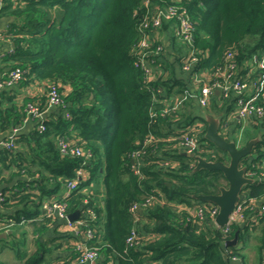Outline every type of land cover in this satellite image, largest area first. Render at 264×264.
<instances>
[{
	"label": "trees",
	"instance_id": "1",
	"mask_svg": "<svg viewBox=\"0 0 264 264\" xmlns=\"http://www.w3.org/2000/svg\"><path fill=\"white\" fill-rule=\"evenodd\" d=\"M171 5L189 17L191 44L175 36L178 23L163 22L160 32L168 31L176 47L174 55L165 53V74L148 82L134 55L142 39L139 28ZM0 19L10 21L8 35L13 43L0 65L4 86L0 90V134L19 131L14 148L0 149V194L4 197L0 223L12 220L20 226L24 220L31 223L35 234H43L52 219L34 221L42 216V203L61 200L67 181L84 169L88 179L79 180L65 202L70 215L82 211L84 200L95 213L96 219L87 221L81 231H94L93 238L84 243L97 251L99 264H233L224 244L235 235L238 242L235 247L228 246L230 255L247 264L242 251L254 237L258 264H264V216L252 229L234 225L227 234L212 226L208 216L203 221L190 216L196 204L212 205L194 196L219 194L227 183L221 171H195V160L177 149L185 130L203 114L197 115L190 105L188 111L175 115L180 119L162 116L165 105L156 101L164 99L162 93L175 91L176 98L186 95L189 87L184 80H190L191 74L181 71L184 79H179L168 65H180V57L190 51L199 60L194 72L212 74L232 53L238 76L244 80L263 78L264 67L255 65L264 62V0H1ZM167 56L173 57L174 64L168 63ZM8 68L23 72L21 86L38 82L48 88L60 87L65 108L44 118L41 124L45 130L36 125L28 133L20 132L34 101L28 96L19 99L13 88L5 85ZM256 103L264 105V86ZM235 106L233 97L222 100L215 96L204 114L220 118L222 131ZM39 107L43 110L45 106ZM235 126L234 135L239 129ZM8 134L5 142L10 140ZM149 136L152 141L146 146L139 176L129 155L143 149ZM59 139L75 141L89 151L86 164L83 158L62 155ZM202 141L206 143L202 157L228 161L204 136ZM263 156L264 134L241 165H248L251 157L259 161ZM165 162L173 166L161 167ZM8 171L10 177H20L11 188L5 187ZM92 184L102 187V201L96 200L98 190L85 192ZM245 190L256 198L264 197V187L258 182ZM151 197L154 203L144 207ZM134 205L141 211L133 213ZM134 231L136 245L131 246L128 240ZM68 235L69 240H77ZM36 247L32 254L16 248V258L23 264H46L51 247L38 240ZM74 253L75 260L80 252L74 247Z\"/></svg>",
	"mask_w": 264,
	"mask_h": 264
},
{
	"label": "built area",
	"instance_id": "2",
	"mask_svg": "<svg viewBox=\"0 0 264 264\" xmlns=\"http://www.w3.org/2000/svg\"><path fill=\"white\" fill-rule=\"evenodd\" d=\"M149 1L145 2L148 6ZM178 23V27L175 29V36L181 42L186 45L191 44L192 39V28L190 26L189 17L186 15L180 7L175 5L168 6L166 9L159 10L156 15H154L149 20L144 21L140 25V32L142 33V39L140 40L138 46L134 50V55L137 57L136 65L141 68L148 82L153 81L156 77L165 74L163 65H165L166 60V48L163 43H159L158 35L160 29L162 28V23ZM233 54L227 55L225 65L218 68L212 74L203 72H194V67L199 61L194 55L193 51L188 52L186 55L180 57V70L184 73L191 74V79L188 82L189 90L186 91V95L179 98H174L172 100H157V102L165 105V115L162 116H175L180 115L183 109L189 103L198 105L201 111L208 109L215 96L219 99L227 100L229 98L235 99V110L228 117L225 127L229 126L228 123L235 122L239 130L234 135V141L237 147H241L239 144L240 135L239 132L244 126H251L254 128H259L264 131V105L257 104L259 92L264 86V77L259 80H244L242 77L238 76V71L235 63H232ZM257 58H255V62ZM258 62V61H257ZM255 67L263 68L264 62L262 61L259 65ZM23 79V72L19 69H14L9 73V80L6 82L7 87H13L18 84ZM4 86H2L3 88ZM60 87L50 86L47 92V103L48 107L55 108H65V103L62 98V94L59 91ZM27 121H34L37 123V128L40 131L45 130V127L41 124L44 120L45 111L41 110L38 103H31L27 109ZM204 115V114H203ZM202 115V116H203ZM176 117V116H175ZM180 119V117H176ZM175 119V120H176ZM205 125L201 120H197L193 125L185 130V134L181 136L180 142L178 143L177 149L182 153L195 154L201 156L200 153H204L203 146L206 143L202 141V137H205ZM18 130L13 131L9 134V141L4 140L0 142V149L7 148L12 149L15 147L14 138L18 134ZM264 134V132H263ZM152 141V136H149L143 149L135 151L129 155V159L133 163V171L136 175L141 174V167L144 162V158L147 154L146 146ZM58 147L62 155L70 156L74 158H83V164H86L88 158L91 157L89 151L83 149L80 146L75 145V141H65L64 139H59ZM212 151H207L209 153ZM202 157V156H201ZM216 155L212 153V158ZM204 158V157H202ZM209 161L207 158H204ZM161 167H171L173 164L170 162H165L160 165ZM246 172L245 177L258 182L262 187H264V156L259 160L255 161L251 157L249 164L245 166ZM84 169H79L77 171V177L67 181L65 185L64 195L61 200H47L42 203L41 206V218L49 219H60L65 222V228L67 233L72 234L76 237L74 241V246L80 252V256L74 260V264H92L98 261V254L96 250H89L87 245L84 243L86 240L92 239L94 236V231L92 229H87L81 231V227L86 225L87 221L95 220L96 215L92 209L87 208L88 201H83V209L81 211V216L76 221L71 222L69 220V213L67 203L65 199L75 191L81 179H84L85 175ZM4 200L2 194H0V203ZM155 199L153 197L147 199L144 207L150 206L154 203ZM184 209V206H182ZM139 205H134L131 208L133 213L141 211ZM219 213V209L215 205H203L196 204L195 208L189 212L190 216L199 221H203L208 216L209 223L212 226L220 228L216 224V217ZM264 216V197L259 199L250 195V191H243L241 193L240 201L236 208L230 215L229 222L226 226L220 228L224 233H229L234 225L248 226L252 229L254 226L258 225L260 219ZM36 219L34 221H37ZM139 221L138 218L136 222ZM23 220L19 225L24 224ZM15 222L12 220L6 223H0V234L7 233L15 227ZM78 238L80 240H78ZM136 231L133 232L132 236L129 238V245L133 246L135 244ZM224 249L227 254H229V259L231 262L241 264V260L237 257L230 255L228 246L224 244Z\"/></svg>",
	"mask_w": 264,
	"mask_h": 264
},
{
	"label": "crops",
	"instance_id": "3",
	"mask_svg": "<svg viewBox=\"0 0 264 264\" xmlns=\"http://www.w3.org/2000/svg\"><path fill=\"white\" fill-rule=\"evenodd\" d=\"M0 6H1V0H0ZM54 15H56L55 13H53ZM10 21L9 20H2L0 19V65H3L2 59L4 57V55L6 53H8L9 51H11V49L13 48V43L11 42L9 35H8V23ZM158 39L163 42L165 48H166V52L169 53H173L174 55V51L173 48L176 47L175 43H174V39L172 38L171 34L167 31V32H160L158 35ZM168 60H170L168 63L170 64H174L172 63L174 61L173 57L169 58L167 56ZM168 68L171 70L175 71V76H177V78L179 79H184L182 78L181 75V70H180V65H168ZM7 72L9 71L8 69L6 70ZM185 76V75H184ZM184 82L187 84V82H190L189 79L184 80ZM14 92L17 93V97L19 99H23L25 97H30L32 99V101H34L35 103H38L39 105H43L44 107V111H45V118H49L52 114L59 112L58 108L55 107H48V103H47V88L48 85L46 83H32L29 86H21L19 83L16 84L13 87ZM2 85L0 82V90H2ZM175 91H172L171 94H165L162 93L163 98L161 100H172L175 97L174 95ZM46 98V99H44ZM190 105L193 106L195 113L198 115L200 114L201 109L198 108V105H195L193 103H189L187 104V106L183 109L182 113L185 111L189 110ZM211 108V107H210ZM206 112V111H204ZM202 114V113H201ZM215 117V116H214ZM235 122L232 123V126L230 127V129L234 130L236 128L235 126ZM37 125L36 122L34 121H26L25 125L23 126L22 130L20 132H24V133H28L30 132L33 128H35V126ZM8 134V133H7ZM7 134H0V142L4 140V138L7 136ZM10 134V133H9ZM8 134V135H9ZM10 171L6 172V177L8 179V182L5 184V187L7 188H11L13 187L16 182L18 181L19 178H15V177H10ZM84 179L87 180L88 179V175L87 173L84 175ZM94 185V184H92ZM4 187V188H5ZM98 191H96V190ZM96 191L95 192V196H96V200L98 201H102V198L104 196V191L102 189V187L96 186L94 185L91 189H89L88 191L85 190V192H89V191ZM65 190L63 191L64 194ZM43 218L40 217L39 221L40 222ZM14 228H19V229H23V236H25L26 239V245L21 248L19 246L15 247L14 249H12L14 255H4L2 253L0 256V261L3 264H20L23 262L19 261L16 258L15 255V249L16 248H20V249H27V251H30L29 245L27 244V242H30V236L31 238H34L35 241V250L33 252H29L30 254L34 253L37 250L36 247V241H41V242H47L48 245L51 247V252L50 254H48V256H46L47 258V263L46 264H74V259H72L73 253H74V241L73 239H70L67 237L69 236L66 231L65 228V222L63 220L60 219H53L52 223L50 224L49 228L47 231H45L43 234H35L33 232V227H31V223L29 224H22L20 226H16ZM143 231V230H142ZM30 234V236L28 235ZM19 237V235H18ZM7 239V238H6ZM4 239V240H6ZM75 254V253H74ZM17 261V262H16ZM20 262V263H19ZM97 264H99V260L97 261ZM234 264H238V263H234Z\"/></svg>",
	"mask_w": 264,
	"mask_h": 264
},
{
	"label": "water",
	"instance_id": "4",
	"mask_svg": "<svg viewBox=\"0 0 264 264\" xmlns=\"http://www.w3.org/2000/svg\"><path fill=\"white\" fill-rule=\"evenodd\" d=\"M8 70L10 71L11 69L8 68ZM202 117V120L207 123L205 139L218 150L224 152L229 160L226 162L209 161L195 154H182L184 157L195 160V171L208 170L221 171L223 173L227 184L220 188L219 194L194 196V199L200 202L211 203L218 207L219 213L216 217V224L222 228L228 224L231 213L240 201L244 187L254 183L253 180L245 177L246 167L241 165V161L252 153L253 148L260 142V137L251 139L245 146L237 147L234 140H227L219 134L220 118L209 115H203ZM80 216L81 211L78 210L69 215V220L71 222L76 221ZM11 234V231L0 234V240L6 239ZM237 242L238 236L235 235L232 241L226 243V246L235 247ZM92 264H97V262Z\"/></svg>",
	"mask_w": 264,
	"mask_h": 264
},
{
	"label": "rangeland",
	"instance_id": "5",
	"mask_svg": "<svg viewBox=\"0 0 264 264\" xmlns=\"http://www.w3.org/2000/svg\"><path fill=\"white\" fill-rule=\"evenodd\" d=\"M203 113V111H200V114ZM212 114V111H210ZM239 130V129H238ZM263 130L259 128H254L249 125L244 126L243 129L240 130V140L239 144L240 146H245L251 139H254L256 137H260L263 134ZM12 234L8 235L6 240H0V253L4 255H14L12 249L19 246L23 248L26 245V239L25 236H23V229L19 228H13L11 230ZM19 235V237H18ZM30 236V234H28ZM30 238V242H27L29 245L30 251L33 252L35 248V241L34 238ZM29 249V248H27ZM242 254L246 256V263L247 264H258V252H257V241L254 237L251 238L250 242L248 243L246 249L242 251ZM1 256V254H0ZM17 262V261H16ZM20 263V262H19ZM22 264V263H20Z\"/></svg>",
	"mask_w": 264,
	"mask_h": 264
},
{
	"label": "flooded vegetation",
	"instance_id": "6",
	"mask_svg": "<svg viewBox=\"0 0 264 264\" xmlns=\"http://www.w3.org/2000/svg\"><path fill=\"white\" fill-rule=\"evenodd\" d=\"M205 112L203 111V113L202 114H204ZM204 115H206V114H204ZM210 116V115H209ZM212 117H214V116H212ZM200 119H201V121L203 122V124L205 125V128L207 129V123H205L203 120H202V116H200ZM219 134L223 137V138H225V139H227V140H233V136H234V130H232V129H230V127H228V126H224V128H223V130L221 131V130H219ZM205 138V137H204ZM227 156V155H226ZM215 158H217V155H216V157ZM228 158V157H227ZM229 160V159H228ZM196 165V164H195Z\"/></svg>",
	"mask_w": 264,
	"mask_h": 264
}]
</instances>
